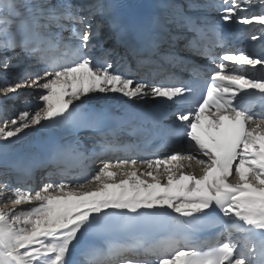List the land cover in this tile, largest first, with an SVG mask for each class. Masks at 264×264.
<instances>
[{
  "label": "snow or ice",
  "instance_id": "6c2138e0",
  "mask_svg": "<svg viewBox=\"0 0 264 264\" xmlns=\"http://www.w3.org/2000/svg\"><path fill=\"white\" fill-rule=\"evenodd\" d=\"M110 93L158 101L149 134L168 155L108 159L127 147L120 118L87 105ZM33 128L61 139L10 164ZM0 160L17 180L0 183V264H264V0H0ZM136 230L167 234L111 238Z\"/></svg>",
  "mask_w": 264,
  "mask_h": 264
},
{
  "label": "bare ground",
  "instance_id": "6f19581e",
  "mask_svg": "<svg viewBox=\"0 0 264 264\" xmlns=\"http://www.w3.org/2000/svg\"><path fill=\"white\" fill-rule=\"evenodd\" d=\"M209 13L211 14V11ZM212 15L216 16V18L218 20L220 19L219 13L216 12L215 14H212ZM235 26L242 27L241 25H235ZM19 71H21V70H19ZM21 91L30 92L31 97H29V99H32L39 94V92L38 93L31 92L29 89H22ZM102 95L103 94H100V93H88L86 96H82L81 99L87 102L89 100V97H101ZM112 96H116L117 98L112 99L111 98ZM142 101H144V100H126L124 97H122L119 94H111L110 93V94H108V98H106V99H93L88 104L110 105L113 107H119V108H124V109H134V108L138 107ZM74 103H79V101H75ZM9 104L14 105V107L17 109L23 107L22 101H9ZM27 132H28V136L25 139H23L19 144L14 145L13 151L9 154L8 162L10 164H12L14 162L25 161L27 159V157L29 156V154L32 152L39 153L40 150L45 145L44 140H46L50 137V134H46V130H39L38 131V130H36V128H33V129L27 130ZM166 155H168V154L165 153L161 158H163ZM2 163H3V161L0 160V164H2ZM101 166L102 165L100 163H98L96 165L95 170L91 169V174L94 175L95 172L98 171L99 167H101ZM146 171H147V169H146ZM185 171L195 172L196 175L200 173L199 167H197L195 165H193V167L191 169L185 168ZM141 172H143L142 169H141ZM154 174H155V172H154ZM141 178L147 179V177H145V176H142ZM121 179L122 180L126 179V177L121 176ZM95 187H96V185H92L93 189ZM16 207L27 208V207H29V205H18Z\"/></svg>",
  "mask_w": 264,
  "mask_h": 264
},
{
  "label": "rangeland",
  "instance_id": "374dc122",
  "mask_svg": "<svg viewBox=\"0 0 264 264\" xmlns=\"http://www.w3.org/2000/svg\"><path fill=\"white\" fill-rule=\"evenodd\" d=\"M19 70H21L20 68H16V67H12V68H10V69H8V71H9V73H16V72H18ZM31 92H36V93H38L39 91L38 90H31V89H29ZM92 169H96V166L95 167H92Z\"/></svg>",
  "mask_w": 264,
  "mask_h": 264
}]
</instances>
